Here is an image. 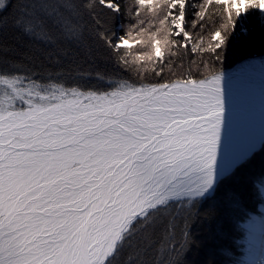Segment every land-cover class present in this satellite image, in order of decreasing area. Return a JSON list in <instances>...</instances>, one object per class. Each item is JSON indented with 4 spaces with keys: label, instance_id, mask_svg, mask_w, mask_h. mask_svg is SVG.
<instances>
[{
    "label": "snow or ice",
    "instance_id": "snow-or-ice-1",
    "mask_svg": "<svg viewBox=\"0 0 264 264\" xmlns=\"http://www.w3.org/2000/svg\"><path fill=\"white\" fill-rule=\"evenodd\" d=\"M136 3L150 6L159 25L147 51H132L141 40L130 42L131 30L118 35L107 26L123 14L118 0L19 2L12 28L53 46L51 64L68 55L61 45L75 52L44 78L13 71L0 55V264H150L186 205L214 193L243 161L221 168L217 158L227 119L222 73L203 65L207 74L197 79L189 66L177 78L137 84L96 64L106 55L115 72L136 65L163 79L181 50L219 59L242 22L264 16V0ZM214 4L223 6V22L206 46L193 42L189 24L205 28ZM12 6L0 0V53ZM189 8H198L191 21ZM181 235V250L189 248L190 233Z\"/></svg>",
    "mask_w": 264,
    "mask_h": 264
},
{
    "label": "trees",
    "instance_id": "trees-1",
    "mask_svg": "<svg viewBox=\"0 0 264 264\" xmlns=\"http://www.w3.org/2000/svg\"><path fill=\"white\" fill-rule=\"evenodd\" d=\"M192 1L197 5L201 3V0ZM19 2L21 0H12L13 6L7 13L9 34L6 43L8 47L0 55L4 57L13 71L19 69V74L36 72L41 78L46 77L50 72L67 67L71 63L75 46L61 45L70 50L67 56L59 57L60 65H53L49 62L47 55L50 51H54L53 46L39 39L24 36L12 28V22L19 14ZM118 2L123 8V14L119 19L128 20L129 16H135L136 20L133 21H136L137 28L145 29L142 31L143 37L141 36L143 40L132 51H147L150 43L149 33L159 27L156 14L148 11L150 6L137 5L136 0H118ZM221 7L215 4L212 6L210 10H215L216 16L207 21L205 28L189 30L192 32L193 42H199L202 38L204 45L208 44L211 33L223 22L219 12ZM138 9L141 13L139 17L135 15ZM192 11L194 13L198 11V8ZM193 18V14H190L189 19ZM119 19L108 20L107 26L117 31ZM141 20L144 21L143 24L140 23ZM253 23L254 18L249 16L244 26L246 25L245 28L248 29L247 27ZM253 30V32L248 30L246 36L235 31L234 34H230L227 46L223 50H217L219 59L212 53L192 52L191 50L184 53V50H181L180 56L171 58L172 65L164 67L163 79L156 77L150 70L141 69L137 72L133 67H137L136 65L126 72H115L113 60H109L106 55L97 59L96 66L102 71H107L112 78L119 75L137 84L158 83L177 78L189 66L193 68L195 78L199 79L207 74L203 65H208L214 72L222 73L244 62L264 58V39L260 40L257 35L260 32L257 33V29ZM235 33L240 37V41L233 44L232 37L234 38ZM192 61H195V64H191ZM180 64L183 68L177 67ZM196 64L201 65L199 73L195 71ZM262 187H264V142L219 183L212 195L194 202V205H186L189 212L181 214L178 218L173 236L162 241L148 255L147 259L150 264H240L243 258L239 248L242 240L248 237L243 226L249 220V215L253 214L262 202L259 193ZM183 230L190 233L194 243L189 248L181 250L180 245L184 239L181 235Z\"/></svg>",
    "mask_w": 264,
    "mask_h": 264
},
{
    "label": "rangeland",
    "instance_id": "rangeland-1",
    "mask_svg": "<svg viewBox=\"0 0 264 264\" xmlns=\"http://www.w3.org/2000/svg\"><path fill=\"white\" fill-rule=\"evenodd\" d=\"M191 2L193 1L191 0ZM192 9L193 8H189V15L193 14ZM134 17L135 16H129L128 20L119 19L116 28V33L118 35L126 34L131 30L132 36L129 37V39L130 42L133 43L135 42V40H143V32L139 28H137L138 26L135 23L136 21H133L135 19ZM251 17L254 18V23L250 27H247L248 29L245 28L246 25L244 26V21L236 28L235 32H239L241 35L246 36L249 32L248 30L253 32V29H257V33L260 32L257 34L259 36L258 38L260 40L264 39V16H261L257 12L254 15H251ZM189 20L191 21V19ZM189 30H192L190 24ZM137 32H140V35H137ZM131 38H133L132 41ZM232 39L234 41L233 44L240 41V37L236 33L234 35V38L232 37ZM136 45L140 44H135V46ZM133 67L136 68L135 66ZM222 74L224 76V86L226 89V113H243L264 107V58L244 62L228 71L222 72ZM261 144L262 143L252 147L249 150L237 148L224 156H220L218 158V162L220 163L221 168L227 167L232 160L242 155L243 160H245L253 151L257 150ZM236 166L237 165H235L231 169V171L234 170ZM259 193L261 194V199L264 203V187L259 190ZM261 207L262 206L259 205L257 206V210L253 214L251 213L249 215V220L243 226L245 231L248 233V237L242 240V245L239 248V252L241 253L243 258L240 264H264L263 251L261 252L260 257L255 258L257 238L252 235L249 228V226H252L257 222H261V225H263L264 227V213L262 212L263 209ZM263 247L264 244L262 248ZM259 248H261V246H259Z\"/></svg>",
    "mask_w": 264,
    "mask_h": 264
},
{
    "label": "bare ground",
    "instance_id": "bare-ground-1",
    "mask_svg": "<svg viewBox=\"0 0 264 264\" xmlns=\"http://www.w3.org/2000/svg\"><path fill=\"white\" fill-rule=\"evenodd\" d=\"M226 117L225 127L221 131V146L217 158L237 148L249 150L264 142V107L243 113H226ZM259 206H262L264 213V203L261 202ZM249 228L252 235L257 238L255 258H258L261 252H264V247L262 248L264 227L261 222H257Z\"/></svg>",
    "mask_w": 264,
    "mask_h": 264
}]
</instances>
